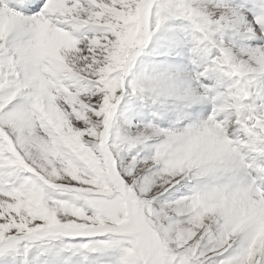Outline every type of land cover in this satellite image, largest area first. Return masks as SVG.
<instances>
[{
  "label": "snow or ice",
  "instance_id": "6c2138e0",
  "mask_svg": "<svg viewBox=\"0 0 264 264\" xmlns=\"http://www.w3.org/2000/svg\"><path fill=\"white\" fill-rule=\"evenodd\" d=\"M0 264H264V0H0Z\"/></svg>",
  "mask_w": 264,
  "mask_h": 264
}]
</instances>
